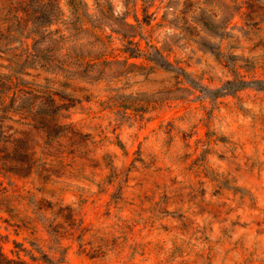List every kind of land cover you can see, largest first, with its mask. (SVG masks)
I'll use <instances>...</instances> for the list:
<instances>
[{"label": "rangeland", "instance_id": "obj_1", "mask_svg": "<svg viewBox=\"0 0 264 264\" xmlns=\"http://www.w3.org/2000/svg\"><path fill=\"white\" fill-rule=\"evenodd\" d=\"M3 3V249L264 264V0H27L25 28ZM27 136L29 171L7 170Z\"/></svg>", "mask_w": 264, "mask_h": 264}, {"label": "trees", "instance_id": "obj_2", "mask_svg": "<svg viewBox=\"0 0 264 264\" xmlns=\"http://www.w3.org/2000/svg\"><path fill=\"white\" fill-rule=\"evenodd\" d=\"M8 3H3L7 6L8 14L11 15V19L16 23H20L23 25V28L27 27L30 22V12L27 7V0H6ZM36 4H41L47 13H51L52 7L58 5V0H35ZM21 12V14H20ZM52 23V21H49L48 24ZM17 32L19 29L16 27L14 28ZM126 51L129 52L131 56H137L138 55V48H128ZM153 60H156L153 58ZM246 82V81H243ZM261 86L264 85L263 79H258L256 81ZM260 86V87H261ZM264 88V87H261ZM32 145L30 144V138L24 137V138H16L15 139V157H11L7 159L3 165V167H6L8 170H14L18 173L27 172L30 168V162L28 163V160L30 158V151H31ZM10 188H8L3 181L0 180V211H9L12 210L10 207L12 205V198L10 194ZM20 250L12 251V255L8 254L0 244V264H34L28 259L24 258ZM44 258H46V254L42 255Z\"/></svg>", "mask_w": 264, "mask_h": 264}]
</instances>
